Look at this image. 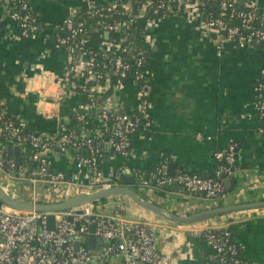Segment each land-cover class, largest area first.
Segmentation results:
<instances>
[{
    "label": "crops",
    "instance_id": "crops-1",
    "mask_svg": "<svg viewBox=\"0 0 264 264\" xmlns=\"http://www.w3.org/2000/svg\"><path fill=\"white\" fill-rule=\"evenodd\" d=\"M28 1L43 24L28 37L20 36L18 25L5 16V6L0 2V103L19 120L43 134H52L73 122L83 102L78 93L55 98L52 78L62 73L66 61L54 39L62 32L63 19L78 6L87 9L103 2L123 4L128 0ZM240 1L241 5H264V0ZM197 26L195 18L179 12L148 26L146 37L152 41L145 47L149 50L145 64L150 87L148 117L131 137L129 164L144 171L157 165L166 153L175 167L177 164L207 178L215 168L213 153L232 140L239 144L241 167L232 177H225L230 182L217 200L202 193L189 195L176 185L159 187L152 181L147 188L137 187L144 199L171 211L177 208L178 212L264 200V132L253 106V86L264 70V48L217 41ZM82 58L85 61L86 56ZM138 88L134 80H126L114 86L110 96L135 111ZM122 161L118 155L107 157L101 167L108 171ZM70 164L66 157L51 160L52 167L67 172L71 171ZM131 186L138 185L134 182ZM116 199L119 205L115 206L122 212L148 219L143 209H134L131 203L126 206L127 201L119 196ZM210 222L216 228L238 223L237 240L247 264H264V210L233 212L212 217ZM158 247L174 264H208L211 256L208 247L184 231L174 240L160 236Z\"/></svg>",
    "mask_w": 264,
    "mask_h": 264
},
{
    "label": "built area",
    "instance_id": "built-area-1",
    "mask_svg": "<svg viewBox=\"0 0 264 264\" xmlns=\"http://www.w3.org/2000/svg\"><path fill=\"white\" fill-rule=\"evenodd\" d=\"M8 1L0 0L5 6V16L18 22L20 36L27 37L28 33H35V26L28 23L29 15L20 16L8 6ZM171 2H175L177 9L183 7L179 13L195 18L197 27L217 41L229 40L239 47L260 45L264 48V5L243 3L244 10L235 13L240 21L238 25L221 18L220 16H225L223 11L218 17L201 20L198 1L161 2L153 12L164 9V12H168L167 16L175 13ZM19 3L21 10L28 8L25 0ZM101 4L109 5L108 8L121 5L127 15L132 17L131 0L123 4ZM236 5H239L238 0H224L220 7L221 10H226ZM74 13L75 10L63 19L61 26L65 34L62 31L55 40L56 45L64 51L66 61L62 73L52 78V83L56 86L55 98L77 93L74 89L88 93L75 111L74 118L82 122L83 127H91L94 138L86 137L82 131L81 137L73 135V132L67 131L66 126L52 134L30 136V143L27 145L26 137L19 136L12 123L1 121L4 110L0 109V137L5 138L0 144V180L5 181V185L0 184V187L10 198L32 203H53L78 192L90 193L110 188L118 185L123 176L131 175L140 189L147 188L150 181H153L159 187L176 185L189 195L202 193L208 199H220L224 192V178L233 176L236 172L230 167L234 162L236 149V143L232 140L213 153L215 162L224 160L228 164L216 168V177L204 178L186 169L174 170L173 175H169L165 161H160L156 170L149 174L131 168L129 143L133 133L142 128L148 117L147 94L150 87L143 50H138L136 56L128 62L124 60L130 47L123 44V32L130 22L123 21L102 24L105 33L113 34L112 39H97L88 44L86 38L81 37L78 44L82 50L77 52L74 39L83 34L84 24L82 21L74 22ZM232 14L231 11L230 16ZM159 20L161 18L153 16L148 18L145 33L139 40L142 46L146 47L150 42L146 37L148 26H155ZM87 45L92 46L95 52L91 54L86 51ZM99 52L102 53L98 54ZM109 54L112 57L106 56ZM83 55L86 56L85 61ZM98 67L105 72H98ZM108 74L117 77L110 80ZM126 80H134L139 85L138 109L135 111L127 110L122 103L115 102L110 96L111 89L121 86ZM253 89L254 110L264 114V70L255 81ZM95 92L105 94L103 97L99 96L102 98H96ZM24 124L20 120L19 125ZM12 135L16 136V140L10 138ZM98 137L101 138L97 141L99 146L95 147L93 140ZM66 141L71 142L75 149L84 147L89 152L88 156L77 158L69 153L64 144ZM2 144L17 146V151L23 153L31 152L32 162L26 168L21 164L16 165L15 160L3 156ZM106 151L110 153V157L118 155L123 160L108 171L101 167V157ZM60 157H66L71 162V171L51 166V160ZM145 174L147 179L143 178ZM172 212L178 215L192 213L178 212L177 208ZM48 214V211L13 209L0 203V264H174L159 249L158 239L164 235L174 240L177 233L183 231L208 247L211 254L208 262L211 259L217 260L216 263L209 264L239 262L237 258L225 256L227 253L234 256L238 251L228 243L229 232H214L216 227L210 222L211 218L188 224L171 223L159 218H133L120 209H106L103 203L95 201L53 212V228L47 230L45 223ZM91 225L94 226L93 231L89 229ZM89 240L91 246L88 245Z\"/></svg>",
    "mask_w": 264,
    "mask_h": 264
},
{
    "label": "trees",
    "instance_id": "trees-1",
    "mask_svg": "<svg viewBox=\"0 0 264 264\" xmlns=\"http://www.w3.org/2000/svg\"><path fill=\"white\" fill-rule=\"evenodd\" d=\"M20 1L21 0H9L7 2V4L10 8L17 11L20 16H24V15L28 14L29 15V18H28L29 22L28 23L33 24L35 26V31H38L39 26L43 25L42 22L40 21V18L35 13V11L32 9L31 4L28 0H25L27 5H28V8H26V10H21L19 8L20 7V3H19ZM189 1L190 2L198 1L197 7H198L199 14H200L201 18L208 19L211 17H218V16H220V13L223 11V12H225V16H220L221 18H223L224 20H226L230 24H238V25L240 24V21L235 16V13H236V11L244 10L243 4L228 7L226 10H221L220 4L224 0H189ZM161 2L167 3V2H170V0H131L130 12L132 14V17L127 15L125 9L121 5H116L114 7L108 8L109 5L100 4V5H96L95 7L88 8V9H84V8L78 6L76 8L75 13L73 14L72 18H73L74 22H78V21L83 22L84 32L82 35H78L74 39L75 43H77V46L75 48L76 51L80 52L82 50V48H80V46L78 44V40L81 37H85L88 44L94 43L97 39L104 40L105 36H107L106 39H109V38L112 39L113 34L111 32L105 33L104 30L102 29V24L104 22L115 24V23H119V22H123V21H128L130 23H128L126 25L125 31L123 32V36H124L123 44H128L130 48L127 51V56L124 57V60L126 62H128L134 56H136L135 54L138 50H143V53H144L143 57H144V60L146 62L149 50L146 49L144 46H142L140 44L139 40L145 33L146 24H147V20L149 17L153 16V17H158L161 19L167 17L168 12H164V9H159V11L156 13L153 12L154 8ZM144 3H146V4H144ZM171 4H172V9L174 10L175 13L183 10V7L180 9H177L175 2H171ZM141 7H143V9H141ZM231 11L233 12L232 16H230ZM140 12H142V14H140ZM16 24L18 25L17 21H16ZM254 25H255V23H254ZM60 29L63 31V35H64L65 31H64L63 27L61 26ZM31 35H32L31 33H28V36H31ZM55 38L57 39V37H54V39ZM86 49H87L86 51H90L91 54L93 52H95V50L90 45H87ZM101 53L102 52H99L98 54H101ZM106 56L112 57V54H109ZM99 68L100 67L96 68V70L98 72H100V73L105 72ZM108 77L110 78V80H114V79H116L117 76L112 75V74H108ZM74 92H77L78 94H80L81 98L83 100L88 95L87 92H82L79 89H74ZM104 94L105 93H96L95 92L94 96L96 98H102L104 96ZM99 96H102V97H99ZM122 103H123V101H122ZM0 109L4 110L1 121H6V122L12 123V126H14L18 130L17 134L21 137H26L25 144L29 145L30 136L38 137L41 135V132L39 130L31 127L29 124L25 123L23 126L19 125V123H20L19 118L16 115L10 113L6 109L5 105H3L1 103H0ZM254 116L257 120H259L261 122L260 128H261V131L264 132V114H262L258 110H255ZM145 121H146V119H145ZM262 121H263V123H262ZM90 128L83 127V123L78 121V120H75L74 117H73V122L66 127L67 131L73 132V135H76L78 137H81L80 132L82 131L86 137L94 138V133H92ZM10 138L12 140H16L15 135L10 136ZM4 139L5 138L3 136L0 137V140L2 142L4 141ZM100 139L101 138L98 137V138H95L93 140L95 147L99 146V144H97V141H99ZM64 144H65V147H67L69 149L68 150L69 153L76 155L77 158H85L89 154L88 150H86L84 147H81L80 149H75L72 146L71 142H69V141H66ZM2 145H3V147H2L3 156H5L6 158H11V159L15 160L16 165L21 164L26 168V166L32 162L31 161V156H32L31 152H24L23 153L19 150L15 153L13 146H10L7 144H2ZM238 147H239V144L236 143L234 162L230 166L232 170H236L237 168L241 167V164L239 162L238 155H237ZM107 157H110V153L106 151L102 155L101 159L103 160L104 158H107ZM161 161H165L167 164H169L172 160L170 159L169 154L164 153ZM157 166H158V164L155 166L150 165L147 170H144V171L141 170L140 172H145V173L149 174V173L155 171ZM223 166H228V164L224 160H220V161L215 162L214 172H213L211 177H216V175H215L216 168L217 167H223ZM181 169H184V168H182L181 166L176 164L175 171L181 170ZM220 176H221V174H220ZM220 176H218V177H220ZM229 177H232V176H229ZM104 201H106V199H104L102 202H104ZM239 229H240V226L238 223H229L224 228H216L214 230V232H216V233H222L224 231L229 232L228 243L234 245L238 252L234 256H231L228 253L225 254V256L228 258L229 257L230 258L231 257L237 258L239 260V262L237 264H247L248 259L242 255L243 248L237 240V233H238ZM209 262L216 263L217 260L211 259V261H209ZM209 262H208V264H209Z\"/></svg>",
    "mask_w": 264,
    "mask_h": 264
},
{
    "label": "water",
    "instance_id": "water-1",
    "mask_svg": "<svg viewBox=\"0 0 264 264\" xmlns=\"http://www.w3.org/2000/svg\"><path fill=\"white\" fill-rule=\"evenodd\" d=\"M242 1L238 2L241 4ZM107 35V34H106ZM260 46V45H259ZM133 134H137L134 132ZM18 147H14V151L17 152ZM174 163H169L167 166V173L173 175L174 173ZM144 179H147L146 174L143 176ZM153 182V181H152ZM230 180L224 178L223 184L227 189ZM154 183V182H153ZM134 184L133 176H123L118 185L112 186L107 189H99L90 193L78 192L75 193L72 197L63 199L59 202L53 203H32L27 200H18L10 198L4 190L0 187V203L11 207L13 209L24 210V211H48L50 214L47 216V221L45 223V228L51 230L54 223V214L53 212L61 211L68 209L70 207L78 206L88 202H95L107 199L112 196H126L129 198L136 206L143 209L147 212L149 219L159 218L167 222L176 223V224H188L194 223L208 218L230 214L238 211L246 210H264V200L246 202V203H237L230 205H221L214 206L205 209H201L189 214L178 215L174 212L168 210L165 207H162L152 201L144 199L140 196L131 185ZM155 184V183H154ZM26 195V194H25ZM90 231H93L94 226H90ZM77 243H75V246ZM88 245L91 246V240H89Z\"/></svg>",
    "mask_w": 264,
    "mask_h": 264
},
{
    "label": "rangeland",
    "instance_id": "rangeland-1",
    "mask_svg": "<svg viewBox=\"0 0 264 264\" xmlns=\"http://www.w3.org/2000/svg\"><path fill=\"white\" fill-rule=\"evenodd\" d=\"M1 178V177H0ZM0 184L2 185H5V181H2L0 180ZM134 187V190L137 191V193L141 196L140 192L137 190V187L138 186H133ZM118 197V196H117ZM117 197L115 196H112V197H109L111 198L110 200L113 202L114 206L112 207V203L108 201L109 198L106 199V201L102 202L103 200L99 201V203H103L106 207V209H118L119 207H116L118 204V201H117ZM119 199L120 200H124V201H127L125 203L126 206L130 207V203L132 204L131 207L134 208V209H137L138 210V206H136L129 198H127L126 196H119ZM129 202V203H128ZM116 205V206H115ZM146 212V211H145Z\"/></svg>",
    "mask_w": 264,
    "mask_h": 264
},
{
    "label": "bare ground",
    "instance_id": "bare-ground-1",
    "mask_svg": "<svg viewBox=\"0 0 264 264\" xmlns=\"http://www.w3.org/2000/svg\"><path fill=\"white\" fill-rule=\"evenodd\" d=\"M150 184V183H149ZM199 242V241H198Z\"/></svg>",
    "mask_w": 264,
    "mask_h": 264
}]
</instances>
